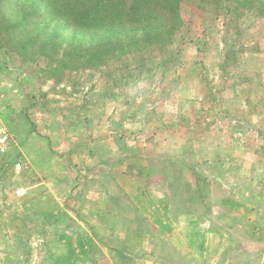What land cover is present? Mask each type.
Instances as JSON below:
<instances>
[{
    "label": "rangeland",
    "instance_id": "rangeland-1",
    "mask_svg": "<svg viewBox=\"0 0 264 264\" xmlns=\"http://www.w3.org/2000/svg\"><path fill=\"white\" fill-rule=\"evenodd\" d=\"M220 1L184 0L172 44L148 61L59 72L73 32L37 0H18L10 20L31 16L0 44V128L11 135L0 153V264H63L78 242L85 264H208L142 219L144 197L164 199L177 223L243 196L264 229V20ZM51 40L53 58L41 54Z\"/></svg>",
    "mask_w": 264,
    "mask_h": 264
},
{
    "label": "trees",
    "instance_id": "trees-1",
    "mask_svg": "<svg viewBox=\"0 0 264 264\" xmlns=\"http://www.w3.org/2000/svg\"><path fill=\"white\" fill-rule=\"evenodd\" d=\"M183 1L37 0L36 5L42 13L50 14L55 20L63 22L64 29L73 32L74 40L64 49V55L58 61L56 69L61 72L65 69L101 67L115 59L123 60L129 56L143 57L148 61L152 53L167 51L183 25ZM225 1L232 3L228 6L230 12L241 9L264 20V0ZM17 2L0 0V44L2 34L21 30L28 15L31 16L25 14L22 17L25 20L14 24L9 12L14 13ZM216 2L221 3L220 0ZM75 40L80 43L74 44ZM58 44L55 40L43 44L41 54L53 58L61 51ZM145 67L141 71L152 70L154 65ZM176 197L174 195V200ZM175 205L178 211L182 209L181 203Z\"/></svg>",
    "mask_w": 264,
    "mask_h": 264
},
{
    "label": "crops",
    "instance_id": "crops-1",
    "mask_svg": "<svg viewBox=\"0 0 264 264\" xmlns=\"http://www.w3.org/2000/svg\"><path fill=\"white\" fill-rule=\"evenodd\" d=\"M23 191L25 192V190ZM145 199L146 197L138 199L142 219L149 226L151 224L160 237L169 238L177 250L182 251L190 246L194 254L193 259L201 257L208 264H214L218 260L222 261L221 264H247L248 261L264 264V239L257 238L264 236L263 222H259L260 213L250 216L251 209L250 212L247 211L250 203L243 196H229L219 203H215L217 206L222 205V208L218 207L217 211L214 210L213 216L200 218L190 213L179 216L177 223L173 221V218L171 219L172 206L166 208L167 202L164 199L159 198L158 202L152 199L153 203L158 204V207H151L147 202L148 199ZM253 203L264 205V197L257 203L255 201ZM160 204L166 210L160 208ZM215 218L221 223V228L214 231L212 226L214 227L213 222H216ZM232 226L239 227L243 231L242 233L248 234L247 236L252 239L249 247L240 248L235 240L237 236L234 234V232H238L239 228L230 229ZM252 245L258 247L256 252H251ZM84 248L85 246L81 242H78L77 246L69 245L68 254H65V258H63V264H85Z\"/></svg>",
    "mask_w": 264,
    "mask_h": 264
},
{
    "label": "built area",
    "instance_id": "built-area-1",
    "mask_svg": "<svg viewBox=\"0 0 264 264\" xmlns=\"http://www.w3.org/2000/svg\"><path fill=\"white\" fill-rule=\"evenodd\" d=\"M11 142V135L3 128H0V153H5L7 146ZM18 171L22 169L21 164L17 165ZM19 197H23L25 192L23 190H19L16 192Z\"/></svg>",
    "mask_w": 264,
    "mask_h": 264
}]
</instances>
